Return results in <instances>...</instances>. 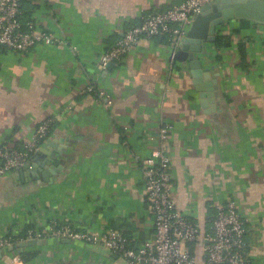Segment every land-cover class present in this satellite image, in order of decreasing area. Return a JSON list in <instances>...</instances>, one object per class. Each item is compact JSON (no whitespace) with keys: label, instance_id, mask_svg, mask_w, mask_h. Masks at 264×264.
<instances>
[{"label":"crops","instance_id":"obj_1","mask_svg":"<svg viewBox=\"0 0 264 264\" xmlns=\"http://www.w3.org/2000/svg\"><path fill=\"white\" fill-rule=\"evenodd\" d=\"M184 1H30L35 30L59 41L0 54V148L21 144L46 119L54 122L28 168L0 175V238L8 232L15 244L38 240L28 239L29 226L57 224L119 230L141 246L155 234L141 159L164 147L177 210L206 233L215 205L235 200L248 219L246 253L264 264V25L235 20L219 30L231 44L208 45L203 64L211 78L203 92L174 59L168 35L142 37L122 61L100 64L127 30ZM164 128L167 141L160 138ZM53 156L58 171L49 167ZM38 241L15 250L37 253L15 264H127L83 242Z\"/></svg>","mask_w":264,"mask_h":264},{"label":"built area","instance_id":"obj_2","mask_svg":"<svg viewBox=\"0 0 264 264\" xmlns=\"http://www.w3.org/2000/svg\"><path fill=\"white\" fill-rule=\"evenodd\" d=\"M215 0H185L164 12L151 15L139 25L131 27L116 46L103 53V69L111 62H120L137 45L142 37L168 35L175 48L184 41L194 18L203 6ZM22 0H0V47L13 52L26 51L39 44L52 45L59 39L51 33L38 32L33 26L24 29L21 22ZM96 92L93 86L87 88ZM99 96H103L98 91ZM53 119H46L34 134L23 139L20 148H0V175L23 168L42 143L49 137ZM160 138H170L169 128L161 130ZM145 178V192L154 212V237L141 246L131 245L119 230L103 233L83 232L72 226L52 224L46 229H32L28 239H71L107 249L120 255L128 264H254L246 253L245 236L248 219L241 214L235 200L215 205V215L209 232H203L199 223L182 215L171 195L172 157L167 148L155 149L141 159ZM15 244L7 232L0 238V251ZM2 259L13 264L24 262L20 254L6 251Z\"/></svg>","mask_w":264,"mask_h":264},{"label":"water","instance_id":"obj_3","mask_svg":"<svg viewBox=\"0 0 264 264\" xmlns=\"http://www.w3.org/2000/svg\"><path fill=\"white\" fill-rule=\"evenodd\" d=\"M235 20L264 25V0H215L205 4L201 13L194 18L183 43L176 48L174 59L186 64L197 91L203 92L204 79L211 78L210 73L203 64L208 45L217 41L218 32L225 24ZM113 64L114 62H111L108 65ZM216 82L212 80V84ZM215 88H218L217 84L210 86L209 93L206 95L202 93V96H211ZM29 165H31V162L27 163L23 169L28 168ZM49 167L54 171L62 168L56 156L50 158ZM38 244V240L15 244L7 250L0 251V259L6 251L17 250L20 253L22 249Z\"/></svg>","mask_w":264,"mask_h":264},{"label":"trees","instance_id":"obj_4","mask_svg":"<svg viewBox=\"0 0 264 264\" xmlns=\"http://www.w3.org/2000/svg\"><path fill=\"white\" fill-rule=\"evenodd\" d=\"M30 1L32 2V0H22V15H21V22H22V25H23V28L24 29H28L30 28L31 26L34 27L33 25V21H32V16H33V13L36 9V5L35 4H31ZM243 24H248V21H242ZM230 39L227 35H221L217 38V41H216V45L221 48V47H228L230 46ZM240 50L242 53L243 52V48L240 47ZM8 51L7 48H4V47H0V54L2 53H6ZM13 147H16V148H20L21 147V144H17V145H11ZM9 146V147H11ZM3 147H8V146H3ZM33 227L32 226H29L27 228L26 231H29L30 229H32ZM37 253H26V252H23L20 254V257L22 258V260L24 262H29L30 260H32V258H34L36 256Z\"/></svg>","mask_w":264,"mask_h":264}]
</instances>
